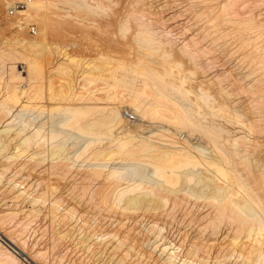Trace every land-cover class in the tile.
<instances>
[{
  "label": "bare ground",
  "instance_id": "6f19581e",
  "mask_svg": "<svg viewBox=\"0 0 264 264\" xmlns=\"http://www.w3.org/2000/svg\"><path fill=\"white\" fill-rule=\"evenodd\" d=\"M42 1L43 0H28V3H27L28 6L30 7V9L35 10V15L34 14H32V15L37 17V19L41 21V25H42V28H41L42 29V31H41L42 35H41L40 39L35 40V42H32V43L30 42V45H32V48L36 50V53H34L36 56L33 55L32 57H28V55L27 56L25 55V57L20 58L21 60H23L24 63H26V68L28 70L27 71L28 76L27 75H26V77L23 76L21 74V72L17 69V65H16L17 61L16 60H19V58L17 57L18 55L15 57V55L11 51H10L11 53L9 51H7V49H6V51H2V50L0 51V192H2V193H0V195L2 197H3V195H5V197L7 195L8 199L10 198L9 200H11V202H12V203L9 202L12 205L9 206L8 208H7L8 205H6L7 209L2 210L0 208L2 210V211H0V238L5 239L9 243L8 244L9 247H6L0 241V264H27L24 260H26L27 262L30 261L33 264H63V261H64L63 258H66V257H63V258L61 257L63 260H58V259L50 260L51 252H53V251L57 252L56 251L57 249L53 250V248H56L58 246L57 243L60 245V243L58 241H60L62 243V240H63L62 233L63 232H64V237H65V231H63L62 233H61V231H58L59 230L58 228L61 225V224L58 225V222L61 223V221H63V224H64V222L66 223L68 221L67 218H69L71 216H72V218L76 217V213H79V211H77V209H78L77 207H76L77 208L76 209L74 207V205L69 206L71 203L70 204L67 203L68 206H66V207H65V205H64V207L61 206L62 205L61 202L63 200L64 201L66 200L65 197H63V195L64 196L69 195L70 197L75 198V201H77V202H75V201H72V202H75L76 204L78 203V205H80L79 201L80 202L82 201L81 204H84L86 202L87 206L88 205L91 206L96 212L95 214L92 215L93 217L96 214H99L102 211L103 212L105 211L106 213L108 212V214H110L111 216H113L112 214H114V216H113L114 218L116 217V214L118 215V213H120V214L124 215L125 217H127L128 219H130V221H135V222H140V223H141V221H146V223H147V221L150 220L151 216L154 217V219H156L155 216L156 217L159 216V217H161V219L165 218L166 219V220L164 219L165 221H167L168 219L169 220L171 219L170 221H173V219L176 218V216H178L177 213H179L178 212L179 210H181L182 213L184 211H186V213L188 214L189 219L191 221V223H189L188 225L190 226L191 224L194 223L195 225L194 224L193 225L195 228L197 227V230L195 228H193V229H195L197 231V233L194 231L195 234H193L192 236H189V238L187 239V236H188L187 234H189V233L184 232L187 235V236L184 235V237H186L185 239L183 237V240H185V246L183 244L185 249H183L182 244L179 245L177 243H173L172 241H167V238L163 234V231L165 230V227H163L164 225L160 226L159 223L155 222L157 224L151 223V225H149L147 228V230H149L151 232V234L154 233L155 236L157 234L156 238H157L158 242L160 240H163V242L160 244H157L158 242L155 241L157 243H156V246H154V248L155 247L158 248V246H159L161 254H164L163 255L164 260H160L161 264H208L209 259L205 260V258L202 256H206L205 254H207L208 257H210L211 253L209 254L208 251H210L212 248H211V244L209 242V243H207V245H209L208 248L206 246V248L203 249L206 245L205 240H204L205 237L207 238L206 242L210 241L211 237L215 238V239H220L219 240L220 243L218 245L220 250L217 249L220 252L217 256L215 255L216 256L215 257L216 264H264V235H263L264 234V183L262 184L261 182H259L261 180H258V179L256 180L255 178H253V180L255 179L254 182L251 181L252 179L247 180V178H249V177H247V178L245 177L246 178L245 179L243 177V175L239 173L238 169L236 167H235L236 169L234 168V163H233V162L238 163L239 160L237 159L238 158L237 156L239 154H241V156H242L241 152L244 150L243 147H241L242 148V150H241L240 146H244V148L247 147L246 144H248L249 140H250L249 134H251L252 131H254V130L257 131V128L254 127V124L252 123L253 121L251 119H250V122L251 121L252 122L250 124H249V121L244 119V117H243L244 121L242 120V113L243 112L240 113L238 107H237L238 111H235L234 117L237 118V120H238L237 122H244L246 124V126L248 127V130H249V134L248 133L245 134L246 131L243 134H240L237 131H236L237 133H235V131H233L234 134H232L229 131V129H226V127H223L224 125L223 126L222 125H216V124H214V122H212V124H211L210 123L211 119H209L210 116L208 118V115H206V118H208L207 120H209V121H207L208 123H206V121H205L206 118L204 119V117H205L204 112L200 113V114H203L204 121L201 120L200 118H197L196 113H198V111L196 110L197 111L196 113H195V111H193L194 109H193V106L191 103L194 100L193 101L188 100L189 102H187V99H188L187 97L182 98L183 96H181V98H177L175 96V94L177 93L176 92L177 88L175 89L174 87H171V90H170L169 86H171V84H168V82L163 80L160 75H157L154 73L156 67L154 68V70L152 72H150V71L148 72L145 70V68L151 67L152 65L151 66L146 65V67H144V71L141 70L142 71L141 74L139 72H137L138 73L137 74L136 71H133L134 75L132 74L133 72L132 73L130 72L129 66H128V68L124 67V70L125 71L129 70V72L132 75H130V74L125 75V74H123V72H121L122 76H120L117 73L119 76L115 77L117 80V83H115V84L114 83L111 84L110 82L105 84L106 81H104L105 87L107 89V96L105 95V97H107V100H106V103H104V105L102 104V102H101L102 105L99 104L100 100H99V97L97 98L98 95H95L96 90L94 89V87L92 86L91 87L92 89L90 88V86L92 84H94L98 81L96 79L97 76L95 77L92 74L93 75V77H92L91 74H89V73L84 74V72L77 74V72H78L77 71L78 69H77L76 70L77 72L75 71L77 75L74 72V74L76 75V76L74 75L76 77L75 78V81H76L75 84L76 85L73 84L72 80H71L72 83H71V81L70 82L68 81V83L71 87V88L69 87V90L71 89L70 92L73 91V96L67 95L68 96L67 97L66 95H64L65 94L63 91L64 87L62 88V91H61V88L59 87L60 92H63L62 95H64V97L66 96V98H63L62 95L60 94L61 95L60 100L62 99L61 101H64L65 99H67L68 100V101L66 100L67 102L65 101V103L63 104V103L57 101L56 100L57 97L55 95V96H53L55 98V99L53 98V100H56L57 102H55L54 104H49L47 106V108H45L46 106L40 107L43 104L39 105L40 109L45 108L44 110L46 112V115L47 114L49 115V116L47 115L48 117H45L46 119L41 115V118L43 117L45 119L44 121L42 120V121H40V123L38 122L37 124H33V123H31L32 121L30 122V119L26 118L25 113L27 112V110H32L33 107H36V105L33 104L34 105L33 106L32 105L33 101H31V100L29 101L26 98H22L23 95L21 96V93L22 94L26 93L25 96L27 94L32 95L33 87H35V86L37 87V84H38L37 82H38L39 78L40 79L42 78L44 82H45L44 79L46 78L47 81H49V83L46 82L49 86V84L51 83L49 80L50 70L51 71L55 70V72L57 71L56 67L54 65L53 66L55 69L53 68V70L51 68L49 70L47 67L50 65L49 63H51L52 60H53V62H55V60H56L57 64H59L60 66H65V62H66V64L68 61L72 63V61L74 60V58H71V56L68 55V52L62 48H61V50H60V48L58 49L59 50L57 52L58 54L57 55L55 54L54 57L52 56L53 58L50 56V55L54 54V53L52 54L50 52L51 48L47 44V43H49L47 40L48 39L47 29H50V24H49L50 20H48L50 18L48 15L46 16L45 13L44 14L39 13L40 9H43L41 7L45 6V5H42L45 0L43 2ZM60 1H59V3H60ZM67 1H66V3H67ZM187 1H190V2H188L186 7H187V9H190V14L195 16L194 17L195 20L196 19L198 20L199 18L202 19L200 22H203V19L205 20L204 24L202 25L203 30H204V32H206L208 34H211V36L213 37L212 43L215 45V47L222 49V50L226 49L227 52L233 51L234 49L229 46L231 43L230 41H232V44L236 45V47H235L236 49H238V48H240L242 50L244 49V51H245L244 56L246 53L248 59L251 58L253 60V59H255V56H256V58L259 59V62L263 68L262 69L263 71H261V72L258 71V74L255 72L257 76L252 75V77L254 76L253 77L254 82L258 81L257 83H259V82L264 83V33H263L264 32V22L263 21L260 22L258 20L260 23L259 22L257 23V19H255L254 15H253L254 13H252V14L246 13V15L243 16L242 13L236 8L239 0H213V1L212 0H187ZM53 2H54V0H53ZM53 2H52V4H53ZM69 2H68V4H70ZM97 2H98V0H97ZM134 2H136V1H134ZM55 3L56 2H54V4ZM81 3L84 4L83 0L81 1ZM75 4H76V2H75ZM255 4L256 3H254V5ZM72 5L74 6V3ZM90 5L85 4V9L87 6L90 8ZM129 6H130V2H129ZM67 7H65V8H67ZM75 7H77V6H75ZM62 8H61V10H62ZM131 8H132V6H131ZM136 9H137V7H136ZM64 10H66V9H64ZM79 10H81V9H79ZM89 10H91V9H89ZM131 10H133V8ZM142 10H143V7H142ZM141 11L139 12V17H141L140 13H143ZM18 12L22 13L23 11L19 10ZM135 12L132 13V14H134L133 16H135V14H136L135 19H139V18H136V17H138V12L137 13H135ZM187 12H186V14H187ZM250 13H251V10H250ZM132 14H131V17H132ZM143 14H144V16H143L144 19H146L147 16L145 18V15L147 13L145 14V11H144ZM32 15L28 12L26 13V16H28L29 18H32L33 17ZM47 17H48V19H47ZM127 17H128V15H127ZM129 17H130V15H129ZM256 17H259V15ZM144 19L143 18H142V20L139 19L140 21H142V22H140L141 23V25H140L141 30L138 31L140 33L141 41L144 38V37H142L141 34H145V37H146L145 40L147 39L148 40L147 42H151V43H153V45L155 43V44H158L159 46H162L165 48H166V46H168L169 49H166L165 52L168 54L170 52V54H171L172 50H174L175 43L178 40V37L176 38V35H178V34H175L176 31L173 33L172 31L168 30V26L166 29L165 28L166 26H164V25H163L164 26V28H163L160 21H159L160 25H157V24L154 25L155 21L153 23H151V22L148 23L147 21L149 19L147 21L146 20L144 21ZM191 19H189V20H191ZM258 19H260V18H258ZM35 20H36V18H35ZM131 20H132V18H131ZM139 20H138V23H139ZM153 20H155V19H153ZM197 20H196V23L198 22ZM122 21L120 23H122ZM127 21H128V19H126V22ZM133 21H134L133 23L135 24L136 20H133ZM76 22L77 21H75V23ZM200 22H198V23H200ZM128 23H127V25H128ZM75 25H74V27H75ZM80 26H82V25H80ZM125 27H126V25H125ZM51 29H52V27H51ZM128 29H129V27H128ZM171 29H172V27H171ZM203 30L201 28L199 29V31L202 33H203ZM123 33H125L124 30H123ZM139 33H137V34H139ZM135 35H132V36H134L136 39L137 36H135ZM193 39L194 38H192L190 40L188 38L189 41H185V45H184L185 47H184L183 51L186 50V51L191 52V54L193 56V57H191L192 58L191 62L192 61L195 62L194 59H196V62L197 61L201 62L202 61L201 55L198 58V56H199L198 54H200V52L204 51V49H205L204 47H208V46H206L203 43V45L201 46L202 48H201L200 47L201 43H200V45L198 47L197 46V44H199V43H197L198 41L196 42V39L195 40H193ZM202 39H204V38H202ZM136 40H138V38ZM181 40H183V38ZM23 41H25V40H23ZM208 41H211V38ZM27 43H29V42L27 41ZM139 43H141V42H139ZM70 44L71 43H69V45ZM136 44H137V42H136ZM147 44H150V43H146L145 44L146 47H147ZM211 45L212 44L210 43V46ZM47 46L49 47V49ZM129 46H131V45H129ZM159 46H157V47H159ZM177 46H178V44H177ZM135 47H136V45H135ZM154 47L156 48V46H154ZM154 47H153V49H154ZM211 47H213V45ZM211 47L206 48L205 51L208 49L213 50L214 47L213 48H211ZM63 48H65V47H63ZM128 48H130V47H128ZM149 48L152 49L151 46ZM178 48H179V46H178ZM136 49H138V48H136ZM162 50H163V48H162ZM167 50H169V51L167 52ZM16 51H15V54L17 53ZM129 51H132V50H129ZM249 51H251L252 55L254 54L253 52H255L256 55L254 54L255 56L254 55L251 56V54L250 55L247 54V52L250 53ZM206 52H209V51H206ZM11 54H13V55L11 57H9ZM37 54H41V56H43V58L40 56L38 57ZM131 54H133V53H131ZM168 54H166V60L168 58ZM184 54L186 55V53H184ZM129 55L130 54H128L127 56L129 57ZM7 57H9V58L13 57V59L15 57L16 60L12 59L13 61L11 62L10 65H8L9 63L7 64L4 61L5 60L4 58H7ZM136 57H138V56H136ZM202 57H205V56L202 55ZM41 58L43 60H44V58L48 59L49 63L45 64V61L43 63V60ZM243 58H245V57H243ZM204 59H207V57ZM75 60H76V63H78V66L74 62ZM75 60L73 61L75 64L74 63L73 64H74V66H77V68L79 66L81 67V66L85 65L86 63L88 64V65H86L88 67L92 64L91 62L89 63L90 59L87 60L86 63H85V60L84 61L80 60L81 62L78 61L77 59H75ZM10 61H11V59H10ZM82 61L84 62V64ZM118 61H120V60H118ZM122 61H123V59H122ZM210 61H211V59H210ZM165 62L164 63L162 62V63L165 64ZM167 62H168V60H167ZM176 62H174V63H176ZM194 62H192V63H194ZM198 62H197V64H198ZM207 63H208V65H210L209 67H211L212 63H210L209 61H207ZM73 64H72V66H73ZM118 64L121 65V62L120 63L118 62ZM206 64H204L205 67L207 66ZM122 65H123V62H122ZM130 65L132 66V64H130ZM58 66H57V68H59ZM66 66H68V65H66ZM88 67H86V68H88ZM140 67L138 70H140ZM83 68H84V66H83ZM239 68H238V71H239ZM241 68L244 69V67H242V66H241ZM241 68H240V70H241ZM72 69H74V68H72ZM117 69H119V68H117ZM148 69H150V68H148ZM252 69H253V71H252ZM252 69L249 70V72L252 71L254 73L256 68L254 69V67H252ZM67 70H68V68H67ZM81 70H82V68H81ZM132 70L133 69L131 68V71ZM206 70L209 71L211 69L206 68L204 71H206ZM58 71H57V73H58ZM63 71H64V69H63ZM90 72L94 73V71H90ZM246 72H248V71L246 70ZM53 73L54 72H51V75H53ZM60 73H59V75H60ZM119 73H120V70H119ZM206 73L207 72H205L204 75H206L208 77L210 72L208 74H206ZM213 73H214V71H213ZM213 73L212 74L210 73V75L213 76ZM217 73H218V71H217ZM242 73L245 74V70L242 71ZM70 74H72V73H70ZM70 74H69V76H70ZM127 74H128V72H127ZM215 74H216V72H215ZM250 74H252V73H250ZM250 74L246 73V75L248 77H246V76H244V77H246L248 79ZM66 75L68 76V74H66ZM218 75H220V74L218 73ZM224 75H227V74L224 73L222 77L220 75V78H218L217 76L216 77L218 79H220V81L222 82V79L224 80ZM242 75L240 74V76H242ZM139 76H140L139 80L141 79V81L142 80L144 81L143 87L141 89L137 88V85H139V84H135V80H136L135 78L139 77ZM159 76H160V78H159ZM237 76H239V75H237ZM61 77H63V76H61ZM72 77H69V80ZM142 77H143V79H142ZM209 77H211V76H209ZM216 77H215V80H218V79H216ZM66 78L67 77L65 76L64 79L67 82L68 79L66 80ZM242 78H243V76H242ZM64 79H63V82H64ZM206 79L209 80V78H206ZM238 79L240 80V78H238ZM247 79L245 80V78H244L245 82L248 83L249 81H247ZM250 79H252V78H250ZM250 79H248V80H250ZM95 80H97V81L95 82ZM212 80L214 81V78ZM99 81H100V79H99ZM172 81H174V80H172ZM220 81L218 80V82H220ZM253 81H251V83ZM61 82H62V80H61ZM61 82L59 81L60 84H61ZM141 84H142V82H141ZM174 84L175 83L173 82V85ZM25 85H28V87L23 88V86H25ZM132 85H135L136 87L134 88V86H133V88L132 87L129 88V86H132ZM36 87H35V89L37 92L38 87L37 88ZM40 87H42L41 89H44L43 87H45V86L41 85ZM50 87H53V86L51 85ZM55 87H56V85L54 86V90H55ZM173 88L175 89L174 93H173V90H174ZM46 89H47V86H46ZM52 89L50 90V92H52V94H53ZM57 89H58V85H57ZM78 89H80V90H78ZM81 89H82V91H83V89H85L86 91L84 90V92H81ZM29 90H31L32 92ZM38 90H40V89H38ZM56 90H55V92H56ZM204 92H205V90H204ZM204 92H203L204 95L201 92V94L204 96V98L202 97L201 99L203 100V102H205L207 104L206 105L204 103L206 105V107L210 108L211 111L208 110L209 108L206 111H207V114H209V112H211V114L213 116V118H212L213 120H214V117H216L215 115H213L214 113L215 114L218 113L222 116L223 115L227 116V114L228 115L233 114V113H231V112H233L231 110H233L235 107L233 109L231 107V110H230L229 104L228 105L224 104V101L221 103H216L215 101L209 102L213 98H211V99L205 98L208 95V93L207 92L204 93ZM35 93L33 95H35ZM45 93H46V91H45ZM48 93H49V91H48ZM181 93L179 91L178 95L179 94L181 95ZM49 94H48V96H49ZM66 94H68V93H66ZM184 94H185V92H184ZM184 94L182 93V95H184ZM39 95H41L40 92H39ZM43 95H44V93H43ZM43 95H41V96H43ZM57 95H58V93H57ZM94 95L96 98L94 97ZM40 97L38 96V98H40ZM51 98H52V95L50 96V100H51ZM42 99L44 100V98H42ZM93 99H97L99 101V103H96L97 100H96V102H94ZM220 99H222V98H220ZM226 101L227 100H225V102ZM251 101H252V103L254 102L253 104L255 105L254 109H252V111H254V110L258 111L259 114L261 113V115L262 114L264 115V106L262 105L264 103V98H255V99L252 98ZM46 103H48V102H46ZM124 103H126L125 104L126 107L123 105ZM236 103L238 104L239 102L237 101ZM237 104H236V106H237ZM253 104H252V106H253ZM128 106L131 109L129 111L131 112L132 115H129L130 112H128V115H126V113H125L126 110L128 111V109H127ZM229 110H230V112H229ZM38 111L39 110H37V112ZM42 111L43 110L41 109L40 114H44V112L42 113ZM57 111L60 112V114L62 113L63 115L59 116ZM55 112H57V116H59V120H57V122H55L56 119L53 120L54 118H53L52 114L54 113V115H55ZM244 114H245V111H244ZM244 114H243V116H244ZM57 116L55 115V117H57ZM38 117H40V116H38ZM60 117H61V119H60ZM198 117H199V113H198ZM200 117H202V116L200 115ZM35 118H36V116H35ZM230 118H231V116H230ZM157 119H160V120L162 119L161 124H163L164 121H166L165 122L166 124H167V122L174 123L175 127H180L182 125L183 129H184V126L185 127L187 126L186 127L187 130L190 129V131H193V133H191V135L194 134V131L197 129L202 130V133L205 134L204 136H207V138L210 140V143L212 144V146L214 148V152L216 151L219 155L215 154V153L214 154L212 153L213 155L211 153L209 154V150H206L204 146L202 147V145H200V146L194 145L192 142H190L191 140L188 141L189 139H187V137H186L187 140L185 139V141H183V139L181 140V138L179 139L181 141L175 140V137H173L171 135L170 136L173 137L174 139L171 137L166 138V136L168 135L167 133H168L169 129L167 127H163V126L159 125V123H158L159 121H157ZM221 119H222V117H221ZM259 119H257V120H259ZM31 120H32V118H31ZM225 120H224V122H225ZM228 120H230V119H228ZM262 120H263V118H262ZM152 122H153V124L149 125L151 127H155L156 124H158L157 125L158 127L156 126V128H154L155 130L153 128H152V130H150L148 127V131H151V133H149L147 135L139 133L140 129L144 130V128L148 126L147 124L148 123L150 124ZM154 122H157V123H154ZM215 122H218V121L215 120ZM246 122H248V123H246ZM260 122H261V119H260ZM145 123H147V124H145ZM172 123H169V124H171V126H173ZM244 123H243V125H245ZM255 123H256V121H255ZM257 123H259V122L257 121ZM169 124H168V127H169ZM152 125H154V126H152ZM97 126H98V130L96 129ZM99 126L101 128H99ZM239 126H241V125H239ZM260 127H262V126H260ZM260 127L258 126L259 130L262 129ZM245 128L246 127H244V129ZM253 128H254V130H253ZM177 130H178V128H177ZM66 131H67V138L69 137L68 133H71V131H73L72 134H75V133L76 134H82V136L80 135L82 138H83V133L86 134L87 137H89V135H90L89 139H87L85 137V140L86 139L87 140L84 141V143H81V141L83 142V140H81V141L79 140V144H82V145H79V147H78L79 149L77 151H76L77 148L75 150H73V151H75V155H73V152L71 153V151H69L71 149H69V150L67 149L68 153L70 152L71 155H73V156L66 154L67 152L66 153L63 152V151H65L64 149L62 150V148L65 147L64 145L65 144L67 145L66 142L69 141V140H67V138H65L66 141H64L62 138L64 135V132H66ZM171 131H174V130H171ZM169 132H170V130H169ZM240 132H241V130H240ZM170 133L174 134V136H175V132H170ZM186 133L189 134V132H186ZM72 134L71 135L69 134L70 137L71 136L74 137V135H72ZM65 135H64V137H65ZM200 136H202V134H200ZM204 136H202V137L204 138ZM71 138H70V141H72ZM62 140L64 143L62 142ZM205 140H206V137H205ZM60 141L64 145H61ZM73 141H76V139L75 140L73 139ZM77 141H78V139H77ZM186 141H188V143ZM179 142H181L183 144L185 143V145L179 144ZM227 142H229V144H230V146L228 145L229 147L226 146ZM74 144L77 145L78 143H73V144H71V146L69 144V146L72 148V145L75 146ZM241 144H244V145H241ZM224 145L226 147H224ZM208 147L210 148V146H208ZM248 147H249V145H248ZM233 154L235 157L233 156ZM247 155L246 156L244 155V157L246 158ZM18 157H21L24 159L22 160L19 158V161L16 162ZM111 159L115 160V162L117 159L118 162H116L115 165L109 164ZM20 160H22V161L20 162ZM115 162H113V164ZM239 162L241 163L242 161L240 160ZM243 162H244V160H243ZM117 163H118V165H117ZM246 163H247V161H246ZM28 164H30L32 166H30V165L26 166ZM248 165H249V163L247 164V166ZM25 166L28 168L31 167V169H35V171L37 170L39 182L36 179L35 180L37 181L36 185L38 187H35L36 186L35 185L33 188L32 187L33 184L31 185V183L28 184V187H27V183L23 182V181H26V179L23 181H20L18 179V177L23 173V170H24L23 167H25ZM235 166H237V164ZM148 167H150L151 169L147 173L146 170ZM243 167L244 166H241V168H243ZM249 169L251 170L250 167H249ZM249 169H246V171H245V172H247L246 175L249 173L253 175V172L251 173ZM148 170H149V168H148ZM240 170H244V169H240ZM248 170H249V173H248ZM29 172H30V170H29ZM30 173H28V176L30 175ZM23 175H25V174H23ZM19 178H23V177H19ZM24 178H27V177H24ZM59 178L60 179L63 178V180L66 179L67 182H65V183L62 182V183H64L63 187L65 186V188L67 187L69 190H67L68 191L67 192L64 189H62V190H64V192L63 191L62 192L63 193L66 192V193H68V195L63 194L61 192V189L59 190V188H62V187H60L58 184L55 185L56 184L55 180L56 179L59 180ZM27 179H29V178H27ZM260 179H261V177H260ZM262 181L264 182V178H262ZM23 184H24V186H23ZM34 184H35V182H34ZM29 185H31V186H29ZM69 191H71V192H69ZM59 192H61L63 195L62 194L60 195ZM60 196H62L63 200H61ZM7 197H6V201H7ZM73 198H71V199H73ZM67 201H68V199H67ZM69 201H71V200H69ZM24 202L30 203L31 207L26 209L25 205H23ZM157 202L160 205H157L156 204ZM76 204H75V206H76ZM3 205H5V204L3 203ZM81 206L82 205H80V207ZM83 207H84V205H83ZM87 208H86V210H87ZM92 208H90V211ZM93 209H92V211H93ZM182 209H183V211H182ZM88 211H89V209H88ZM83 212H82V214H83ZM181 212H180V214H181ZM124 216L119 215V218L124 217ZM103 217H104V219H105V217L109 218V216H106V215H104ZM39 218H42V221H45V223L43 222V224L45 226L43 224H41L42 221L40 222V224L42 225L41 227H42L43 231L40 230L41 229L40 225H39V228H40L39 231H42L43 235H44V232H45V234L47 233V235H49L47 238V240L49 239V242H47L48 243L47 245H49V243H50V245H49V247L46 245L47 249H45V250H44L45 244L42 246L43 248H41V244H43V243L40 244V246H39L40 248L38 246H37L38 248L36 247V244L37 243L39 244L40 239L42 237L45 238V235L43 236L42 233L40 232L42 236L40 235L41 236V238H40V236L37 235V238H39V239H37L36 237L34 238V236H33V235H35L33 233L36 232V231H34L36 229H34L32 231L33 232L32 234L28 233V232H31V230L34 228L33 227L34 222H37L35 225L38 226L37 224L39 222L38 221ZM94 218H96V217H94ZM183 218H185V216ZM84 219H85V217H84ZM120 219L122 220V222L121 221H117V222L115 221V222L116 223L121 222L123 224L122 227H123L126 235L122 234L120 236L119 231H118V233H117V231H115L116 232L115 237H117L118 235L120 237V239L118 238L119 239L118 242H116L117 240L115 241V239L112 238L113 234L108 238V240H110V239L114 240L113 242H112V240L107 241L106 238L104 239V236H106V235L103 232H102L103 238L99 237L102 235V233L97 235V233H99V232L96 230L95 231L97 233L92 232L94 234H92L91 232L83 233L84 231L82 230L83 232L82 231L81 232H82V234H84L83 236L81 234L82 237H79L80 234L77 233L79 235L78 237L80 238L79 244L82 243V242H80L81 240L83 242H86V244L82 243L83 245L82 246L80 245V246L82 248L83 247L88 248V250L90 251V252L89 251L88 252L91 253V254H89V257H90V255L93 254L94 256L97 255V258H98L99 257L98 254L99 253L101 254V252L104 250V248L106 249V247H108V246L111 247V244L114 245L115 242L117 244L115 243L114 247L113 246H112L113 248L111 247V249H114V251H115V248H118V247L120 250V248H122V246L124 247L125 244L126 245L130 244L129 246L132 247L131 243H128V242L125 243V241L130 240V238L132 236V231H133V230L131 231V229H134L133 228L134 223L132 225L128 224L130 226H128V227L126 226L127 227L126 228L124 226V224H125L124 222H126L128 220L122 219V218H120ZM154 219H152V221ZM110 220L112 221L113 218L112 219L110 218L109 221ZM115 220H117V219H115ZM123 220H125V221H123ZM164 220H160V223H161V221H164ZM174 221H176V220H174ZM178 221H180V220H177L176 222L178 223ZM184 221H187V219L186 220L184 219ZM98 222H100V220ZM112 222L114 223V220ZM68 223H71V221L70 222L68 221ZM68 223H66V224H68ZM148 223H149V221H148ZM170 223L171 222H169L168 224L170 225ZM180 223L178 225H180ZM94 224H93V226L95 227V226H98L100 223L98 225H96V224L94 225ZM137 224H139V223H135L134 227H136ZM163 224H165V223H163ZM172 224H174V223L172 222ZM69 225L71 226V224H69ZM105 225H104V227H105ZM118 225H119V229H120L121 224L118 223ZM142 225L144 226V224H142ZM56 226H58V227H56ZM131 226H132V228H130ZM165 226H166V224H165ZM31 227H33V228L31 229ZM72 227H73V225L71 226V229H72ZM98 227H97V229H98ZM29 228L31 230L27 231ZM125 228L127 230L128 229H130V230L126 231ZM62 229H64V227ZM86 229H87V226H86ZM100 229L101 228H99V230ZM102 229H103V227H102ZM186 229H188V228L186 227ZM110 230H112V229H110ZM120 231H121V229H120ZM135 231H137V230H135ZM124 232H122V233H124ZM71 233H72V231H71ZM26 234L32 235V237L35 239L34 241H36V239L38 240V242H33L31 240L35 246L34 245L32 246V242L30 244V242H29L30 239L28 240V238H27L29 235L26 236ZM38 234H39V232H38ZM109 234H111V233H108V235ZM136 234L139 237V234L138 233H136ZM190 234H192V233H190ZM140 235H142V234H140ZM143 236H146V235H143ZM163 236L166 238V240L163 239ZM32 237L30 236L29 238H32ZM138 237L137 238L133 237V239L134 238L138 239ZM209 237H210V239H209ZM146 238H148V237H146ZM69 239H70V237H69ZM150 239H148V241ZM215 239H213V240H215ZM142 240H144V238ZM183 240H182V243H184ZM77 241H78V239H77ZM132 241H134V240H132ZM213 242H216V241H212L211 243H213ZM141 243H143V242L141 241ZM67 244H66V246H67ZM122 244H124V245H122ZM135 244H133V246ZM126 245H125V249H126ZM151 245H152V243H151ZM135 246H137V245H135ZM212 246L215 247L214 245H212ZM70 247H71V249H74V248H72V246H70ZM77 247H79V245ZM77 247H75V248H77ZM131 247H129V249ZM85 248L83 249V251H85ZM90 249H92V250H90ZM206 249H207V251L205 252V254L201 256L200 251H202L201 254H203V250L205 251ZM66 251H64L65 255H67ZM106 251H108V250H106ZM114 251L111 250L110 252H114ZM213 251H214V249H212V252ZM86 252H87V249H86ZM121 252H123V251H121ZM130 252H131V250H130ZM75 253L78 254V250ZM19 254L24 257L23 258L24 260L18 256ZM126 254L127 253H125V255ZM129 254H128V256H129ZM71 255L72 254H70V257H71ZM93 255H92V257H93ZM104 255H105V253H104ZM107 255L108 254H106V256ZM115 256H117V254L114 255V257ZM53 257H55V256H53ZM126 257H127V255H126ZM232 257L239 259L240 260V261L238 260L239 263H233V262L227 263V260L229 262V260H231ZM74 258H76V257H74ZM95 258H96V256H95ZM97 258H96V260H91V259L90 260H75V259L72 260L71 259L72 263L70 260L69 261H70V264H104L105 260H101L102 261V263H101L99 260H98L99 262H97ZM117 258H118V256H117ZM78 259H79V256H78ZM85 259H86V257H85ZM87 259H88V257H87ZM69 261H66V262L69 263ZM128 261H130L129 258H128ZM120 262H123V261H119V262H116L113 264H120ZM142 262H143V260H142ZM135 263H136V261H135ZM105 264H108V263H105ZM213 264H214V262H213Z\"/></svg>",
  "mask_w": 264,
  "mask_h": 264
},
{
  "label": "rangeland",
  "instance_id": "374dc122",
  "mask_svg": "<svg viewBox=\"0 0 264 264\" xmlns=\"http://www.w3.org/2000/svg\"><path fill=\"white\" fill-rule=\"evenodd\" d=\"M44 1V0H43ZM42 1V2H43ZM58 1V2H57ZM59 1L60 0H54V2H56L55 4H54V2H53V0H45L44 2H43V4L42 5H45V6H42L41 8H43V9H40V11H39V13L40 14H44L45 13V15L47 16H49V18L50 19H48V17H47V19L48 20H50L49 21V24H50V29H47V33H48V35H47V37H48V42L49 43H47L48 45H49V47L51 48V50H50V52L53 54V55H50L51 57L53 56H55V54L57 55L58 53V49L60 48V50H61V48L62 49H65L67 52H68V55H70L71 56V58H74V60L75 59H77L78 61H80V60H85V63L87 62V60H89L90 59V61H89V63L91 62L92 64L88 67V66H86V65H88L87 63L85 64V65H83L84 66V68H83V66H79L78 68H77V66H78V63H76V60L74 61L75 63H76V65L77 66H74V62L72 61V63L71 62H67V64H66V62H65V66L66 65H68V66H60L59 64H57V62H56V60H55V62H53V60H52V62L51 63H49V61H48V59H45L44 58V60L42 59L43 58V56H41V54H37V56L39 57H42L41 59L43 60V63H44V61H45V64L47 63H49L50 65L49 66H47L48 67V69L50 70V68L53 70V68H54V66L56 67V70L58 71L59 69V71H58V73H57V71L55 72V70L54 71H51L50 70V72H49V80H50V84H49V86H48V84L47 83H49V81H47V79L45 78L44 80H45V82L43 81V79L41 78H39V80H38V84H37V92L39 91L40 92V94L41 95H43V93H44V95L46 96H41V95H39V92L37 93L36 92V89H35V87H33V93H32V95L31 94H27L26 96H25V94L23 93H21V96H22V98H26V99H28L29 101L31 100V101H33V103H32V105L34 104V105H36V107H33V109L32 110H27V112L25 113V116H26V118H28V119H30V122L31 123H33V124H37L38 122L40 123V121H44L46 118L45 117H48L47 115H46V112H45V108H47V106L49 105V104H54L55 102H57V101H59V102H61V103H65V101L67 100V99H65L64 101H61L60 100V98H61V95L63 94V92H60V89H59V87L61 88V91H62V88H63V91H64V95H72L73 96V91L72 92H70L71 91V89L69 90V87H70V85H69V83H68V81L70 82L71 80L73 81V84L74 85H76L75 83H76V81H75V76L78 74V73H83L84 72V74L85 73H89V74H93L95 77L97 76V80H95V82L96 83H94V84H92L91 86H90V88L93 86L94 87V89L96 90L95 91V95H98L97 96V98L99 97V100H100V103H99V101L97 100V99H93V101L94 102H96V100H97V102L96 103H99V104H101V102H102V104L104 105V103H106V100H107V97H105V95L107 96V89H106V87H105V84H107L108 82H110L111 84L112 83H117V80H116V78L115 77H118L119 75L120 76H122V74H121V72H123V74H125V75H134V72L133 71H136V73L137 72H139L140 74H141V72L142 71H144V67H146V65L147 66H151V67H146L145 68V70L146 71H150V72H152L153 70H154V68H155V74H157V75H160L161 77H162V79L163 80H165L166 82H168V84H171V86H169V89L171 90V87H174L175 89L177 88V90H176V94H175V96L177 97V98H181V96H183L182 98H188L187 99V102H189L190 100L191 101H193V102H191L192 103V106H193V111H195V113L198 111V113H199V117H198V113H196V117L197 118H200L201 120H203L204 121V119L206 118V115H208V118H209V116H210V118L209 119H211V124H212V122H214V124H216V125H224L223 127H226V129H229V131L232 133V134H234L233 133V131H235V133H240V134H243V133H245V131H246V133L245 134H249V130H248V127L246 126V124L244 123V122H237L238 120H237V118H235L234 117V113H235V111H238V109H239V112L240 113H242V120L244 121V119L245 120H247V121H249V124L252 122L253 124H254V127H256L257 128V131L256 130H254V128H253V130L254 131H252V133L251 134H249L250 136H249V143L248 144H246V148H244V146H240V149L242 150V148L241 147H243V151L241 152L242 153V156H241V154H239L236 158L240 161H242L241 163L238 161V163H235V162H233L232 160V162L234 163V168L236 167L237 169H238V171H239V173L240 174H242L243 175V177L245 178H247V177H249V178H247V180H251V181H253L254 182V180L256 179H258V180H261V181H259V182H261L262 184L264 183L263 181H262V178H264V115L262 114L261 115V113L259 114V112L258 111H252V109H254V102L252 103V98H264V83L262 84L261 82H259V83H257L256 81L254 82L253 81V77L256 75V73L258 74V71L259 72H261V71H263L262 69V66H261V64H260V62H259V59L258 58H256V54H255V52H253L254 54V56H255V59H251V58H249L248 59V57H247V55H246V53H245V56H244V49L242 50V49H240V48H238V49H236L235 47H236V45H233L232 44V41H230L229 43H230V47L231 48H233L234 50L233 51H228L227 52V50L226 49H224V50H222V49H219V48H217V47H215V45L212 43V36H211V34H208V33H206V32H204V30H203V27H202V25L204 24V22H205V20L203 19V22H200L202 19L201 18H199L197 21L198 22H200V23H196V20H195V16H193L192 14H190V9H187V7H186V5L188 4V2H190V1H185V0H98V2H97V0H83V2H84V4H82L81 3V1L82 0H61L60 1V3H59ZM63 1V2H62ZM66 1H67V3H66ZM70 1V2H69ZM76 2V4H75V2ZM133 1V2H132ZM134 1H136V2H134ZM213 1V0H212ZM245 1V2H244ZM52 2H53V4H52ZM65 2V3H64ZM68 2L70 3V4H68ZM89 2V3H88ZM129 2H130V6H129ZM182 2V3H181ZM185 4H184V3ZM244 2V3H243ZM248 2V3H247ZM22 3H25V6L24 7H20V8H18L14 13H11V10L13 9H16L15 7L18 5V4H22ZM28 0H0V51L2 50V51H6V49H7V51H11L14 55H15V57L17 56L18 58H19V60H16L15 59V57H14V59L17 61V63H16V65H17V69L21 72V74L23 75V76H25L26 77V75H27V68H26V63H24L23 62V60H21L20 58L21 57H25V55L27 56L28 55V57H32L33 55H35L34 53H36V50L35 49H33L32 48V45H30V42L32 43V42H35V40H38V39H40V37H41V35H42V25H41V21L40 20H38L37 19V17H35L34 15H35V10L34 9H30V7L28 6ZM64 3V4H63ZM74 3V6L72 5ZM247 3V4H246ZM250 3V4H249ZM254 3H256L255 5H254ZM83 6H82V5ZM85 4H88V5H90V8L88 7H86V9H85ZM132 4V5H131ZM69 5V6H68ZM73 7H72V6ZM136 5V6H135ZM247 5V6H246ZM253 5V6H252ZM68 6V7H67ZM75 6H77V7H75ZM131 6H132V8H133V10H131L132 8H131ZM245 8H244V7ZM64 9H66V10H64ZM65 7H67V8H65ZM72 7V8H71ZM130 9H129V8ZM135 7V8H134ZM136 7H137V9H136ZM142 7H143V10H142ZM244 9H243V8ZM61 8H62V10H61ZM74 8V9H73ZM183 8V9H182ZM236 8L242 13V15L244 16V15H246V13L247 14H252V13H254L253 15H254V18L255 19H257V23L260 21V22H264V0H239L238 1V4H237V6H236ZM242 8V9H241ZM253 8V9H252ZM70 9V10H69ZM78 9V10H77ZM79 9H81V10H79ZM85 9V10H84ZM89 9H91V10H89ZM142 11H141V10ZM178 9V10H177ZM187 9V10H186ZM251 10V13H250V10ZM19 10H22L23 12L21 13V12H18ZM130 10V11H129ZM141 12H143L144 13V11H145V18H146V16H147V18L146 19H144V14L143 13H140V16L144 19V21L146 20H148L147 22L148 23H153L154 21V25L155 24H157V25H160V23H161V25L163 26H166L165 28L167 29V26H168V30H170V31H172L173 33L175 32V34H178V35H176V38L178 37V40H177V42L175 43V47H174V50H172V52H171V54H170V52H169V54L168 53H166L165 51H166V49H169L168 48V46H166V48L165 47H162V46H159L158 44H155L154 43V45H153V43H151V42H147L148 40L146 39L145 40V34H141L142 35V37H144L143 38V40L141 41V38H140V33L138 32L139 30H141L140 28V25H141V23L140 22H142V21H140V20H142V18L141 17H139V12L140 11ZM246 10V11H245ZM31 11V12H30ZM67 11V12H66ZM132 11V12H131ZM136 11V12H135ZM188 11V12H187ZM253 11V12H252ZM30 13L31 15L32 14H34V15H32L33 17L32 18H29L28 16H26V13ZM123 12V13H122ZM137 13L138 12V17H136V18H139V19H135V16H136V14H135V16H133L134 14H132V13ZM186 12H187V14H186ZM131 14H132V17H131ZM142 14V15H141ZM127 15H128V17H127ZM129 15H130V17L132 18V20H131V18L129 17ZM187 15V16H186ZM192 15V16H191ZM259 15V17H256V16H258ZM125 16V17H124ZM163 16V17H162ZM134 17V18H133ZM193 19H191V18ZM197 17V16H196ZM29 18V19H28ZM35 18H36V20H35ZM39 18V17H38ZM81 18V19H80ZM119 18V19H118ZM125 18V19H124ZM258 18H260V19H258ZM126 19H128V21L126 22ZM153 19H155V20H153ZM165 19V20H164ZM189 19H191V20H189ZM262 19V20H261ZM79 20V21H78ZM82 20V21H81ZM85 20V21H84ZM123 20V21H122ZM133 20H136L135 21V24L133 23L134 21ZM138 20H139V23H138ZM153 20V21H152ZM259 20V21H258ZM75 21H77L76 23H75ZM122 21V23H120ZM159 21H160V23H159ZM164 21V22H163ZM129 22V23H128ZM131 22V23H130ZM259 22V23H260ZM74 23V24H73ZM81 23V24H80ZM120 23V24H119ZM127 23H128V25H127ZM133 23V24H132ZM159 23V24H158ZM76 24V25H75ZM82 25V26H80V25ZM138 24V25H137ZM196 24V25H195ZM74 25H75V27H74ZM78 25V26H77ZM125 25H126V27H125ZM135 25V26H134ZM194 25V26H193ZM31 26H35V28H36V30H37V32L34 34L33 32H31L30 31V27ZM87 26V27H86ZM139 26V27H138ZM164 26H163V28H164ZM51 27H52V29H51ZM124 30V32L125 33H123V30L121 29V28ZM128 27H129V29H128ZM171 27H172V29H171ZM195 27V28H194ZM75 28V29H74ZM127 28V29H126ZM133 28V29H132ZM201 28L202 30H203V33L205 34H203L202 32H200L199 31V29ZM73 30V31H72ZM126 30V31H125ZM133 31V32H132ZM135 31V32H134ZM137 31V32H136ZM73 32V33H72ZM137 33H139V34H137ZM264 33V32H263ZM136 34V35H135ZM180 34V35H179ZM203 34V35H202ZM74 35V36H73ZM132 35H135V36H137L136 37V39L138 38V40H136L135 39V37L134 36H132ZM69 36V37H68ZM73 36V37H72ZM139 36V37H138ZM207 36V37H206ZM211 36V37H210ZM209 37V38H208ZM183 38V40H181ZM188 38L191 40L192 38H194L193 40H195L196 39V42L197 43H199V44H197V46L199 47V45H200V43H201V45H200V47L203 45V43L206 45V46H208L209 48L213 45V47H211V48H213V50L212 49H208V50H206V51H209V52H206L205 51V49L206 48H208V47H204L203 49H204V51L203 52H200V54H198L199 56H198V58L200 57V55H201V59H202V61L201 62H198V64H197V62H196V59H194L195 60V62L194 61H192V62H194V63H192L191 62V60H192V58L191 57H193L192 56V54H191V52L190 51H186V50H184L183 51V49H184V45H185V41H189L188 40ZM202 38H204V39H202ZM210 38H211V41H208V40H210ZM130 39V40H129ZM234 39V38H233ZM23 40H25V41H23ZM182 42H181V41ZM27 41L29 42V43H27ZM131 41V42H130ZM133 41V42H132ZM235 41V40H234ZM136 42H137V44H136ZM139 42H141V43H139ZM143 42V43H142ZM182 44H180V43ZM184 42V43H183ZM209 42V43H208ZM24 43V44H23ZM27 45H26V44ZM69 43H71L70 45H69ZM74 43V44H73ZM76 43V44H75ZM127 43V44H126ZM146 43H150V44H147V47H146ZM191 43V42H190ZM210 43L212 44L211 46H210ZM46 44V45H47ZM140 46H139V45ZM177 44H178V46H179V48H178V46H177ZM192 44V43H191ZM235 44V43H234ZM69 45V46H68ZM129 45H131V46H129ZM135 45H136V47H135ZM153 45V46H152ZM182 47H181V46ZM52 46V47H51ZM73 46V47H72ZM127 46V47H126ZM151 46L152 47V49L151 48H149V47ZM154 46H156V48L154 47ZM157 46H159V47H157ZM48 47V46H47ZM49 47H48V49H49ZM54 47V48H53ZM63 47H65V48H63ZM128 47H130V48H128ZM153 47H154V49H153ZM229 47V48H230ZM136 48H138V49H136ZM161 48V49H160ZM162 48H163V50H162ZM202 48V47H201ZM134 49V50H133ZM236 49V50H235ZM17 52L16 54H15V51ZM56 50V51H55ZM129 50H132V51H129ZM226 50V51H225ZM238 50V51H237ZM135 51V52H134ZM164 51V52H163ZM169 50H167V52H168ZM243 51V52H242ZM10 52V53H11ZM205 52V53H204ZM227 52V53H226ZM250 53H248L247 52V54H251V51H249ZM131 53H133V54H131ZM168 54V58H167V60H168V62H167V60H166V54ZM184 53H186V55L184 54ZM13 54H11L9 57H11ZM128 54H130L129 55V57L127 56ZM139 54V55H138ZM24 55V56H23ZM76 55V56H75ZM189 55V56H188ZM202 55L203 56H205V57H202ZM248 55V56H249ZM252 54H251V56H253ZM36 56V55H35ZM136 56H138V57H136ZM9 57H7V58H4L5 60V63H9L8 65H10L11 64V62L14 60L13 59V57L12 58H9ZM52 57V58H53ZM79 59H78V58ZM83 57V58H82ZM207 57V59H204V58H206ZM243 57H245V58H243ZM250 57V56H249ZM17 58V59H18ZM144 58V59H143ZM211 59V61H210V59ZM10 59H11V61H10ZM13 59V60H12ZM93 59V60H92ZM122 59H123V61H122ZM125 59V60H124ZM165 59V60H164ZM174 59V60H173ZM245 59V60H244ZM92 60V61H91ZM118 60H120V61H118ZM200 60V59H199ZM204 60V61H203ZM244 60V61H243ZM249 60V61H248ZM19 61V62H18ZM47 61V62H46ZM82 61V62H83ZM130 63H129V62ZM166 61V62H165ZM171 61V62H170ZM177 61V62H176ZM207 61H209L210 63H212V65H211V67H209L210 65H208V63H207ZM81 62V61H80ZM94 62V63H93ZM118 62L120 63L121 62V65L120 64H118ZM122 62H123V65H122ZM128 62V63H127ZM138 62V63H137ZM140 62V63H139ZM143 62V63H142ZM165 62V64H163V63ZM174 62H176V63H174ZM71 65H70V64ZM74 63V64H73ZM207 63V64H206ZM214 63V64H213ZM72 64H73V66H72ZM83 64H84V62H83ZM130 64H132V66L130 65ZM136 64V65H135ZM138 64V65H137ZM149 64V65H148ZM204 64H206L207 66L205 67L204 66ZM52 65V66H51ZM54 65V66H53ZM59 65V66H58ZM64 65V64H63ZM93 65V66H92ZM97 67H95V66ZM125 65V66H124ZM197 65V66H196ZM203 65V66H202ZM57 66L59 67V68H57ZM128 66H129V68H130V72L132 73H130L129 72V70L128 71H125L124 70V67H127L128 68ZM135 66V67H134ZM142 68H141V67ZM214 66V67H213ZM241 66L242 67H244V69L243 68H241ZM74 68V69H72V68ZM86 67H88V68H86ZM91 67V68H90ZM137 67V68H136ZM139 67H140V70H138L139 69ZM202 67V68H201ZM213 67V68H212ZM241 68V70H240V68ZM252 67H254V69H255V71H254V73L252 72L253 71V69H252ZM67 68H68V70H67ZM71 68V69H70ZM81 68H82V70H81ZM91 70H90V69ZM117 68H119V69H117ZM131 68L133 69L132 71H131ZM136 68V69H135ZM148 68H150V69H148ZM153 68V69H152ZM206 68H209V69H211V70H209V71H204ZM238 68H239V71H238ZM55 69V68H54ZM63 69H64V71H63ZM78 69V70H77ZM218 69V70H217ZM252 69V71H250L249 72V70H251ZM67 70V71H66ZM72 72H71V71ZM78 72H77V71ZM85 70V71H84ZM119 70H120V73H119ZM123 70V71H122ZM142 70V71H141ZM223 70V71H222ZM245 70V74H243L242 73V71H244ZM246 70L249 72H246ZM66 71V72H65ZM77 72V74H76V72ZM90 71H94V73H91ZM125 71V72H124ZM213 71H214V73H213ZM217 71H218V73L221 75V77L223 76V74L225 73V74H227V75H224V80L222 79V82L220 81V79H218V78H220V75H218V73H217ZM51 72H54L53 73V75H51ZM61 72V73H60ZM74 72H75V74H74ZM127 72H128V74H127ZM205 72H207L206 74H208L209 72L212 74L213 73V76L212 75H210V73H209V76H211V77H207L206 75H204L205 74ZM215 72H216V74H215ZM224 72V73H223ZM238 72V73H237ZM240 72V73H239ZM59 73H60V75H59ZM70 73H72V74H70ZM119 75H118V74ZM237 73V74H236ZM246 73L247 74H250V73H252V74H250L249 75V78L248 79H250V78H252V79H250L251 81H253L252 83H251V81L250 80H248L246 77H248L247 75H246ZM66 74H68V76H69V74H70V76L69 77H72L70 80H69V77L66 75ZM114 74V75H113ZM117 76H116V75ZM138 74V73H137ZM240 74L243 76V78H242V76H240ZM56 75V76H55ZM67 77L66 78V80H67V82L65 81V76ZM75 75V76H74ZM93 75H92V77H93ZM237 75H239V76H237ZM252 75H254L253 77H252ZM28 76V75H27ZM54 78H53V77ZM61 76H63V77H61ZM89 76V75H88ZM100 76V77H99ZM124 76V75H123ZM160 76H159V78H160ZM218 78H217V77ZM244 76H246V77H244ZM251 76V77H250ZM257 76V75H256ZM215 77H216V79H218L220 82H218V80H215ZM240 78V80L238 79V78ZM57 78V79H56ZM139 78H140V76L139 77H136L135 79V84H139V85H137V88L138 89H141L142 87H143V83H144V81L142 80L141 81V79L139 80ZM204 78V79H203ZM206 78H209V80H207ZM214 78V81L212 80ZM244 78H245V80L247 79V81H249L248 83L247 82H245V80H244ZM63 79H64V82H63ZM99 79H100V81H99ZM115 79V80H114ZM142 79H143V77H142ZM211 79V80H210ZM41 80V81H40ZM61 82V80H62V82H61V84L59 83V81ZM110 80V81H109ZM171 80V81H170ZM172 80H174V81H172ZM72 81H71V83H72ZM75 81V82H74ZM103 81V82H102ZM104 81H106V83L104 82ZM113 81V82H112ZM116 81V82H115ZM47 82V83H46ZM54 82V83H53ZM99 82V83H98ZM141 82H142V84H141ZM173 82L175 83L174 85H173ZM43 83V84H42ZM105 83V84H104ZM244 83V84H243ZM250 83V84H249ZM45 84V85H44ZM54 84V85H53ZM45 86V87H43L44 89H41L42 87H40V86ZM53 86V87H50V86ZM56 85V87H55V90L57 89V85H58V89L56 90V92H55V90H54V86ZM66 87H65V86ZM97 85V86H96ZM46 86H47V89H46ZM133 86H134V88L136 87L135 85H132V86H129V88L130 87H132L133 88ZM177 86V87H176ZM28 87V85H25V86H23V88H27ZM50 87V88H49ZM96 87V88H95ZM53 88V89H52ZM68 88V89H67ZM71 88V87H70ZM173 88V89H174ZM181 88V89H180ZM203 90H202V89ZM38 89H40V90H38ZM52 89V91H53V94H52V92H50V90ZM92 89V88H91ZM93 89V90H94ZM172 89V90H173ZM175 89L173 90V93L175 92ZM49 91V93L52 95V98H51V100H50V94L48 93V91ZM69 90V91H68ZM78 90H80V89H78ZM84 90L85 89H83V91H82V89H81V92H84ZM183 90V91H182ZM186 90V91H185ZM200 90V91H199ZM204 90H205V92H207L208 93V97L206 96L205 98H213V99H211V101H209V102H213V101H215L216 103H221V102H223L224 101V104H226V105H228L229 104V109L231 110V107H232V109L233 110H231V111H233V112H231V113H233L232 115H228L227 114V116L226 115H220V114H218V113H214L213 115H215L216 117H214V120L212 119L213 118V116H212V114H211V112H209V114H207V109L209 108H207L206 107V103L205 102H203V100L201 99L202 97L204 98V94H203V92H204ZM29 91H31V90H29ZM31 91V92H32ZM36 93H35V92ZM45 91H46V93H45ZM86 91V90H85ZM179 91H180V93L182 92L183 94H184V92H185V94L184 95H182V93H181V95L179 96L178 95V93H179ZM30 92V93H31ZM60 92V93H59ZM201 92H202V94H201ZM204 92V93H205ZM29 93V92H28ZM35 93V95H33ZM57 93H58V95H57ZM66 93H68V94H66ZM256 93V94H255ZM40 97V98H38V96ZM48 94H49V96H48ZM61 94V95H60ZM31 95V96H30ZM56 95V100H53V96H55ZM64 95H62V97L63 98H66V96L64 97ZM95 95H94V97H95ZM173 95V94H172ZM186 95V96H185ZM261 97H260V96ZM30 96V97H29ZM71 96V97H72ZM174 96V95H173ZM174 96V97H175ZM257 96V97H256ZM68 97V96H67ZM175 97V98H176ZM32 98V99H31ZM42 98H44V100L42 99ZM96 98V97H95ZM220 98H222V99H220ZM248 98V99H247ZM250 98V99H249ZM55 99V98H54ZM59 99V100H58ZM102 99V100H101ZM104 99V100H103ZM235 99V100H234ZM49 100V101H48ZM189 100V101H188ZM225 100H227L226 102H225ZM68 101V100H67ZM66 101V102H67ZM105 101V102H104ZM205 101V100H204ZM239 102L238 104L236 103V102ZM46 102H48V103H46ZM195 102V103H194ZM234 102V103H233ZM36 103V104H35ZM39 103V104H38ZM194 103V104H193ZM206 105H205V104ZM259 103V102H258ZM261 103V102H260ZM40 104H43L42 106H40V107H45L44 109L43 108H41L43 111H42V113L44 112V114H40L41 113V109H40V107H39V105ZM101 104V105H102ZM126 103H124L123 105L126 107V105H125ZM232 104V105H231ZM235 106H234V105ZM236 104H237V106H236ZM252 104H253V106H252ZM33 105V106H34ZM263 106H264V103L262 104ZM38 106V107H37ZM123 106V107H124ZM199 106V107H198ZM240 106V107H239ZM124 107V108H125ZM195 107V108H194ZM237 107H238V109H237ZM37 108V109H36ZM247 108V109H246ZM36 109V110H35ZM127 109H128V111L126 110V115H128V112H130L129 110H131L130 109V107L128 106L127 107ZM199 109V110H198ZM37 110H39L38 112H37ZM197 110V111H196ZM209 111H211L210 110V108L208 109ZM230 110H229V112H230ZM242 110V111H241ZM251 110V111H250ZM206 111V112H205ZM244 111H245V114H244ZM58 112V111H57ZM57 112H55V115L57 116ZM204 112V119H203V114H200V113H203ZM252 112V113H251ZM258 112V113H257ZM39 115H38V114ZM206 113V114H205ZM230 113V114H231ZM257 113V114H256ZM24 114V113H23ZM33 114V115H32ZM243 114H244V116H243ZM257 116H256V115ZM259 114V115H258ZM31 117H30V116ZM36 116V118H35V116ZM41 115L45 118H41ZM53 115V120H55L56 119V121L55 122H57V120H59V116H62L63 114L61 113L60 114V112H58V115L59 116H57V117H55V115H54V113L52 114ZM129 115H132L131 114V112L129 113ZM200 115L202 116V117H200ZM23 116V115H22ZM38 116H40V117H38ZM230 116H231V118H230ZM254 116V117H253ZM263 116V117H262ZM24 117V116H23ZM52 117V116H51ZM221 117H222V119H221ZM227 117V118H226ZM234 117V118H233ZM243 117H244V119H243ZM256 117V118H255ZM31 118H32V120H31ZM35 118V119H34ZM208 118H206L205 119V121H206V123H208L207 121H209V120H207ZM255 118V119H254ZM261 119V122H260V119ZM262 118H263V120H262ZM51 119V120H52ZM60 119H61V117H60ZM225 120V122H224V120ZM228 119H230V120H228ZM250 119L252 120L251 122H250ZM256 121V123H257V121L259 122V123H255V121ZM257 119H259V120H257ZM162 120V119H161ZM161 120L160 119H157V121H159L158 123H159V125H161V126H163V127H167L169 130H170V132H175V136H174V134H172V133H170L169 132V130H168V135L166 136V138L168 137H171V136H173V137H175V140H178V141H181L182 139H183V141H185V139H186V137H187V139H189L188 141H190V142H192L194 145H202V147L204 146L205 147V149L206 150H209V154L211 153H215V154H218L216 151L214 152V148H213V146H212V144L210 143V140L207 138V136H204L205 134L204 133H202V130H195L194 131V134H192L191 135V133H193V131H190V129H186V127L184 126V129L182 128L183 126L181 125L180 127H175V125H174V123H172V122H167V124L165 123L166 121H164V123L166 124H161L162 122H161ZM215 120L216 121H218V122H215ZM232 120V121H231ZM153 121V120H152ZM156 121V120H155ZM223 122V123H222ZM154 123H157V122H154ZM169 123H172V125L173 126H171V124H169ZM239 123V124H238ZM243 123L245 124V125H243ZM246 123H248V122H246ZM56 124V123H55ZM145 124H147V123H145ZM151 124H153V122L152 123H148L147 125V127H145L144 128V130H141L140 129V131H139V133H141V134H145V135H147V134H149V133H151V131H148V127H149V129L150 130H152V128L154 129V128H156V126L158 125V124H156V126L155 127H151V126H149V125H151ZM168 124H169V127H168ZM155 125V124H154ZM154 125H152V126H154ZM239 125H241V126H239ZM260 127V126H262V127H260V128H262V129H260L259 130V128H258V126ZM177 126V125H176ZM158 127V126H157ZM228 127V128H227ZM244 127H246L245 129H244ZM99 128H101L100 126H99ZM147 128V129H146ZM173 128V129H172ZM177 128H178V130H177ZM255 128V129H256ZM96 129L98 130V126L96 127ZM143 129V128H142ZM187 131H186V130ZM232 131H231V130ZM244 129V130H243ZM155 130V129H154ZM171 130H174V131H171ZM240 130H241V132H240ZM68 131V130H67ZM67 131L66 132H64V135H65V137H64V135H63V140L64 141H66V139L65 138H67ZM70 131V130H69ZM145 131V132H144ZM177 131V132H176ZM182 131V132H181ZM185 131V132H184ZM237 131V132H236ZM143 132V133H142ZM181 132V133H180ZM186 132H189V134L188 133H186ZM73 133V131H71V133H68V136L70 137V135ZM179 133V134H178ZM70 134V135H69ZM200 134H202V136H204V138L202 137V136H200ZM72 135H74V137L73 136H71L70 138H71V140L73 141V139L75 140L76 139V141H70V138L68 137L67 138V140H69L68 142H66L67 143V145L65 144H62V142H63V140H62V142H61V145H64L65 147H61L62 148V150L64 149L65 151H63V152H67L66 154H69L70 156H73V155H75V151H73V150H75L76 148V151L79 149L78 147H79V145H82V144H79V140L81 141V140H83V142L81 141V143H84V141H86L87 139H89V137H90V135H89V137H87L86 136V134H84L83 133V138L81 137L82 136V134H72ZM80 137H79V136ZM85 135V136H84ZM171 135V136H170ZM190 137H189V136ZM77 136V137H76ZM85 137L87 138L86 140H85ZM173 137H171V138H173ZM205 137H206V140H205ZM61 138V139H62ZM81 138V139H80ZM181 138V140H179ZM77 139H78V141H77ZM174 139V138H173ZM186 139V140H187ZM182 141V142H183ZM188 141H186L187 143H188ZM197 142V143H196ZM64 143V142H63ZM73 143H78L77 145L76 144H74L75 146H73L72 145V148L70 147L71 146V144H73ZM186 143V144H187ZM228 143V144H227ZM226 143V146L227 147H229L230 146V144H229V142H227ZM69 144H70V146H69ZM179 144H182V145H185V143L183 144V143H181V142H179ZM210 146V148L208 147V146ZM229 145V146H228ZM241 145H244V144H241ZM248 145H249V147H248ZM68 146V147H67ZM225 145H224V147H226ZM60 147V146H59ZM58 147V148H59ZM67 147V148H66ZM81 147V146H80ZM207 147V148H206ZM213 150H212V149ZM67 149L69 150V149H71V150H69V151H71V153L73 152V155H71V153L69 152L68 153V151H67ZM248 149V150H247ZM245 152V153H244ZM212 154V155H213ZM246 156L247 154V157L245 158L244 157V155ZM219 155V154H218ZM233 156H234V154H233ZM235 157V156H234ZM19 158L20 159H24V158H21V157H18V159H17V161L16 162H18L19 161ZM242 158V159H241ZM245 158V159H244ZM22 160H20V162L22 161ZM243 160H244V162H243ZM250 160V161H249ZM110 161V160H109ZM246 161H247V163H246ZM113 162H115V160H113V159H111V161H110V163L109 164H112V165H115L116 164V162H118V160L116 159V162L113 164ZM231 162V163H232ZM249 163V167L251 168V170L249 169V167L247 166V164ZM237 164V166H235ZM30 164H28V165H26V166H29ZM117 165H118V163H117ZM120 165V164H119ZM23 167V173L19 176V177H23V178H19L18 177V179L20 180V181H23V180H25L26 179V181H23V182H25V183H27V187H28V184H30L31 183V185L33 184V188H34V186L37 184L36 182L38 181L39 182V178H38V172H37V170L35 171V169H31V167ZM30 166H32V165H30ZM240 166V167H239ZM241 166H244L243 168H241ZM27 168V169H26ZM148 168H149V170H148ZM147 168V170H146V172L148 173V171H150V167H148ZM235 168V169H236ZM240 169H244V170H240ZM246 169H249L250 170V172L252 173L253 172V175L252 174H250L249 173V170H248V173L250 174H247L246 175V173L247 172H245L246 171ZM29 170H30V172H29ZM259 171V172H258ZM26 172V173H25ZM244 174H243V173ZM28 173H30V175L28 176ZM36 175H35V174ZM259 173V174H258ZM23 174H25V175H23ZM34 174V175H33ZM256 174V175H255ZM23 175V176H22ZM27 175V176H26ZM249 175V176H248ZM36 176V177H35ZM252 176V177H251ZM259 176V177H258ZM24 177H27V178H29V179H27V178H24ZM35 177V178H34ZM260 177H261V179H260ZM31 178V179H30ZM64 178V177H63ZM63 178L62 179H60L59 178V180H55V185H59L60 187H62V188H59V190L61 189V192L63 191L64 192V190L65 191H67V190H69L67 187V189L65 188V186L63 187V185H64V183L65 182H67L66 181V179L65 180H63ZM245 178V179H246ZM253 178H255L254 180H253ZM37 181H36V180ZM61 180V181H60ZM63 180V181H62ZM33 181V182H32ZM34 182H35V184H34ZM62 182H64V183H62ZM24 183V184H25ZM60 183V184H59ZM24 184H23V186H24ZM31 185H29V186H31ZM35 187H38L37 185L35 186ZM62 189H64V190H62ZM58 190V191H59ZM61 192H59L60 193V195L63 193H61ZM68 192V191H67ZM69 192H71V191H69ZM0 193H2V192H0ZM4 194V193H3ZM6 194V193H5ZM63 194H65V195H68V193H63ZM62 194V195H63ZM70 194V193H69ZM72 195V194H71ZM74 195V194H73ZM6 197H7V195H6ZM6 197H5V195H3V197L0 195V199L2 200H0V208L3 210V209H7L9 206H11L12 204H10L9 202H11V200H9L8 199V197H7V201H6ZM61 197V200H63L62 199V196H60ZM63 197H65V203L62 201L61 203H62V207H64V205H65V207L66 206H68L67 205V203H71L69 206H73L74 205V207L77 209V211H79V213H76V217H73L72 218V216L71 217H69V218H67V220L70 222L71 221V223H68V221L66 222V223H68V224H66L65 222H64V224H63V221H61V223L60 222H58V225L59 224H61L60 226H59V230L58 231H61V233L63 232V231H65V237H64V232L62 233V235H63V240H62V243L60 242V241H58L59 243H60V245L57 243V247L56 248H53V250H55V249H57L56 251L57 252H55V251H53V252H51V256H50V260H56V259H58V260H63L64 259V261H63V264H70V261H71V259L72 260H96V258H97V255H95L96 256V258H95V256L93 255V257H92V255H90V257H89V254H91V253H89L90 251L88 250V248H85V247H81L83 244L82 243H85L86 244V242H83L82 240L80 241V242H82V243H80L79 244V237H82L84 234H82V232L83 233H85V232H94V233H97L96 231H98L99 233H97V235L98 234H100V233H104L106 236H104V239L106 238V240L107 241H110V240H112V239H110V240H108V238L113 234V237L112 238H114L115 239V241L116 242H118V240L120 239V237H119V235L121 236L122 234L123 235H126V233L124 232V229H123V224L121 223L122 222V220L120 219V218H122V219H126V220H128V221H126V222H124L125 224H124V226L126 227H128V226H130V225H132L133 223H134V225H135V223H139V224H137L136 225V227H134V225H133V228L135 229V230H137V231H135L134 229H131V231H132V236H131V238H130V240L129 241H125V243L126 242H128V243H131L132 244V247L131 246H129L130 244H125L126 245V249H125V245L124 244H122V245H124V247L122 246V248H120V250H119V247L118 248H115V251H114V249H111V247L113 246L114 247V245H115V243H114V245H112L111 243V247L110 246H108V247H106V249L104 248V250L101 252V254L99 253L98 255H99V257L97 258V262H101L102 263V261L101 260H105L104 261V264L105 263H108V264H113V263H116V262H119V261H123V262H120V264H161V261L160 260H164L163 258H164V254H161V252H160V249H159V246H158V248L157 247H155L154 248V246H156V243L158 242V240H157V234H156V236H155V234L153 233V234H151V232L149 231V230H147V228H148V226L149 225H151V223H155V222H157V223H159L160 224V226H163V227H165V230L163 231V234H164V236L167 238V241H172L173 243H177V244H182V246H183V244H184V246H185V240H183V237H184V235H186L184 232H186V233H189V234H187L186 236H187V239L189 238V236H192L193 234H195V232L197 233V227L195 228L194 227V225L193 224H191L190 226L188 225L189 223H191V221H190V219H189V216H188V214L186 213V211H184L183 213L181 212V210H179L178 212L179 213H177V215L178 216H176V218H174L173 219V221H170L169 219L167 220V221H165L166 219L165 218H163V219H161V217H159V216H155V218L156 219H154V217H150V220H148L149 221V223H148V221H147V223H146V221H141V223L140 222H135V221H130V219H128L127 217H125L124 215H122V214H120V213H118V215L116 214V217L114 218L113 216H114V214H112L113 216H111L110 214H108V212L106 213L105 211L103 212H101V213H99V214H96L94 217H96V218H94L92 215L93 214H95L96 212H95V210L91 207V206H87V203L85 204H81V202L79 201V204L80 205H82L81 207H80V205H78V203L76 204L75 202H77V201H75V198H73V197H70L69 195L68 196H64L63 195ZM70 199H69V198ZM71 198H73V199H71ZM5 199V200H4ZM67 199H68V201H67ZM69 200H71V201H69ZM5 201V202H4ZM72 201H75V202H72ZM5 204V205H3V203ZM12 203V202H11ZM73 203V204H72ZM160 203V202H159ZM75 204H76V206H75ZM157 205H160V204H158V202L156 203ZM6 205H8L7 206V208H6ZM23 205H25V208L27 209V208H30L31 207V205H30V203H28V202H24L23 203ZM28 205V206H27ZM83 205H84V207H83ZM4 206V207H3ZM79 206V207H78ZM3 207V208H2ZM83 207V208H82ZM88 207V208H87ZM86 208H87V210H86ZM90 208H92L93 209V211H92V209H91V211H90ZM0 209V211H2ZM81 209V210H80ZM85 209V210H84ZM88 209H89V211H88ZM84 211V212H83ZM86 211V212H85ZM182 211H183V209H182ZM82 212H83V214H82ZM180 212H181V214H180ZM188 212V211H187ZM81 213V214H80ZM104 213V214H103ZM108 214V215H107ZM82 215V216H81ZM86 215V216H85ZM90 215V216H89ZM98 215V216H97ZM102 215V216H101ZM104 215H106V216H109V218L107 217H105V219H104ZM119 215L120 216H124V217H120L119 218ZM185 216V218H183L184 216ZM111 216V217H110ZM187 216V217H186ZM84 217H85V219H84ZM100 217V218H99ZM102 217V218H101ZM80 218V219H79ZM82 218V219H81ZM94 218V219H93ZM112 219L113 218V220H114V223L110 220L109 221V219ZM160 218V219H159ZM79 219V220H78ZM107 219V220H106ZM115 219H117V220H115ZM152 219H154L153 221H152ZM165 219V220H164ZM184 219L186 220L187 219V221H184ZM87 222H86V221ZM89 220V221H88ZM100 220V222H98ZM105 222H104V221ZM160 220H164V221H161V223H160ZM174 220H180V221H178V223L176 222V221H174ZM182 220V221H181ZM190 222H189V221ZM38 226H36L35 224L37 223V222H34L33 224L36 226H34L33 225V227H31V229L29 228L27 231H30L31 230V232H28L29 234H32L33 232V230L34 229H36V230H34V231H36V232H34L33 234H35V235H33L34 236V238L36 237L37 238V235H41V233H42V235H43V230H42V225L41 224H43V222L45 223V221H42V218H39L38 219ZM42 221V223L40 224V222ZM76 221V222H75ZM82 223H81V222ZM85 221V222H84ZM97 221V222H96ZM117 221H121V222H118L119 224H121V227H120V229H121V231L122 232H124V233H122L121 231H120V229H119V225H118V223H116ZM123 221H125V220H123ZM131 223H130V222ZM78 222V223H77ZM96 224V225H98L99 223V227L98 226H93V224L94 223ZM128 222V223H127ZM144 222V223H143ZM165 223L166 224V226H165V224H163V223ZM167 222V223H166ZM169 222H171L170 223V225L168 224ZM172 222L174 223V224H172ZM181 222V223H180ZM88 223V224H87ZM90 223V224H89ZM108 223V224H107ZM157 223H155V224H157ZM180 223V225H178ZM66 224V225H65ZM69 224H71V226L73 225V227H72V229H71V226L69 225ZM75 224V225H74ZM81 224V225H80ZM87 224V225H86ZM94 224V225H95ZM106 224V225H105ZM118 227H116L115 225ZM128 224H130V225H128ZM142 224H144V226L142 225ZM147 224V225H146ZM176 224V225H175ZM185 224V225H184ZM187 224V225H186ZM39 225H40V228H39ZM44 225V224H43ZM68 225V226H67ZM87 226V229H86V226ZM89 225V226H88ZM91 225V226H90ZM104 225H105V227H104ZM108 225V226H107ZM112 225V226H111ZM140 225V226H139ZM172 225V226H171ZM174 225V226H173ZM45 226V225H44ZM84 226V227H83ZM193 226V227H192ZM38 227V228H37ZM56 227H58V226H56ZM64 227V229H62ZM90 227V228H89ZM93 227V228H92ZM97 227H98V229H97ZM102 227H103V229H102ZM126 227V228H127ZM186 227L188 228V229H186ZM44 228V227H43ZM99 228H101L100 230H99ZM125 228V230L126 231H128V230H130V229H126ZM130 228H132V226L130 227ZM141 228V229H140ZM167 228V229H166ZM173 228V229H172ZM193 228H195V229H193ZM39 229L40 230H42V231H39ZM62 229V230H61ZM67 229V230H66ZM110 229H112V230H110ZM183 229V230H182ZM72 231V233H71V231ZM74 230V231H73ZM78 230V231H77ZM83 230V231H82ZM86 230V231H85ZM96 230V231H95ZM108 230V231H107ZM146 230V231H145ZM187 230V231H186ZM82 231V232H81ZM115 231H117V233H118V231H119V235L117 236V237H115L116 235V232ZM143 231V232H142ZM148 231V232H147ZM182 231V232H181ZM189 231V232H188ZM195 231V232H194ZM38 232H39V234H38ZM41 232V233H40ZM145 232V233H144ZM60 233V234H61ZM67 233V234H66ZM71 233V234H70ZM80 234V236L78 235V234ZM94 233H92V234H94ZM103 233H102V235L101 236H99V237H102L103 236ZM108 233H111V234H109L108 235ZM121 233V234H120ZM135 233V234H134ZM136 233H138L139 234V237H138V235L136 234ZM181 235H180V234ZM190 233H192V234H190ZM29 234H26V236H28ZM81 234H82V236H81ZM134 234V235H133ZM140 234H142V235H140ZM151 234V235H150ZM41 235V236H42ZM44 235H45V238H41V236H40V241H39V244L37 243L36 244V247L38 246H40V244L41 243H43V244H41V248H43L42 246L44 245V250L45 249H47L46 247L48 246L49 247V245H50V243H49V245H47L48 243L47 242H49V239L47 240V238H48V236L49 235H47V233L45 234V232H44ZM43 235V236H44ZM47 235V236H46ZM137 235V236H136ZM143 235H146V236H143ZM149 235V236H148ZM264 235V234H263ZM32 237V235H29L27 238H28V240H29V242H30V244H31V242L33 241V242H38V240L37 239H39V238H37L36 239V241H34L35 239L32 237V238H29V237ZM38 236V237H39ZM75 236V237H74ZM79 236V237H78ZM94 236V235H93ZM96 236V235H95ZM163 236V239H165L166 240V238ZM69 237H70V239H69ZM133 237H135V238H137L138 237V239H133ZM144 238V240H142L143 238ZM146 237H148V238H146ZM78 239V241H77V239ZM103 238V237H102ZM119 238V239H118ZM124 238V237H123ZM122 238V239H123ZM151 238V239H150ZM186 237H184V239H185ZM148 239H150L149 241H148ZM156 239V240H155ZM206 237H205V243H206V245H205V247L203 248V249H205L206 248V246H207V248H208V246L209 245H207V243H209L210 242V244H211V248L212 249H214V251L212 252V249L210 250V251H208L209 252V254L211 253V256L210 257H208V255L207 254H205V252L207 251V249L204 251L203 250V254H201V252L202 251H200V255L202 256V255H206V256H202V257H204L205 258V260L206 259H209V261H208V264H213V262H214V264H216V260H215V257L219 254V252L220 251H218L217 249H219V247H218V245H219V243H220V239H215V238H212L211 237V239H210V237H209V239H210V241H208V242H206ZM213 239H215V240H213ZM32 240V241H31ZM125 240V239H124ZM132 240H134V241H132ZM175 240V241H174ZM182 240L184 241V243H182ZM0 241L2 242V244H4V246H6V247H9V243L5 240V239H3V238H0ZM43 241V242H42ZM45 241V242H44ZM69 241V242H68ZM114 240H112V242H113ZM133 243H132V242ZM141 241L143 242V243H141ZM148 241V242H147ZM155 241H157V242H154ZM177 241V242H176ZM181 241V242H180ZM212 241H216V242H213V243H211ZM32 242V246L34 245V243ZM65 244H64V243ZM137 242V243H136ZM163 242V240H160L157 244H160V243H162ZM68 243V244H67ZM71 245H70V244ZM73 243V244H72ZM136 243V244H135ZM151 243H152V245H151ZM215 243V244H214ZM66 244H67V246H66ZM77 244V245H76ZM117 244V243H116ZM133 244H135V245H137V246H133ZM47 245V246H46ZM74 245V246H73ZM79 245V247H77ZM81 245V246H80ZM212 245H214L215 247H213ZM35 246V245H34ZM70 246H72V248H74V249H71V247ZM131 247L130 249H129V247ZM183 246V249H185V247ZM37 247V248H38ZM75 247H77V248H75ZM112 247V248H113ZM181 247V246H180ZM218 247V248H217ZM40 248V247H39ZM85 248V251H83V249ZM65 249V250H64ZM72 251H71V250ZM83 251H81V250ZM86 249H87V252H86ZM113 250L114 252H110L111 250ZM62 250V251H61ZM67 250V251H66ZM77 250H78V254L77 253H75V252H77ZM90 250H92V249H90ZM106 250H108V251H106ZM119 250V251H118ZM130 250H131V252H130ZM158 250V251H157ZM217 250V251H216ZM220 250V249H219ZM64 251H66V254L67 255H65V252ZM89 251V252H88ZM121 251H123V252H121ZM125 251V252H124ZM59 252V253H58ZM69 252V253H68ZM72 252V253H71ZM80 252V253H79ZM83 254H82V253ZM86 252V253H85ZM110 252V253H109ZM119 252V253H118ZM215 252V253H214ZM217 252V253H216ZM64 253V254H63ZM74 253V254H73ZM104 253H105V255H104ZM113 253V254H112ZM115 253V254H114ZM125 253H127L126 255H127V257L129 258V260L130 261H128V258L126 257V255H125ZM130 253V254H129ZM61 254V255H60ZM70 254H72L71 255V257H70ZM87 254V255H86ZM106 254H108L107 256L109 257H107L106 256ZM117 254V256H118V258H117V256H115L114 257V255H116ZM128 254H129V256H128ZM161 254V255H160ZM77 255V256H76ZM83 255V256H82ZM85 255V256H84ZM216 255V256H215ZM19 257H21V259H23L24 257L22 256V255H18ZM53 256H55V257H53ZM58 256V257H57ZM78 256H79V259H78ZM105 256V257H104ZM112 256V257H111ZM160 256V257H159ZM63 257H66V258H62ZM74 257H76V258H74ZM82 257V258H81ZM85 257H86V259H85ZM87 257H88V259H87ZM81 258V259H80ZM101 258V259H100ZM103 258V259H102ZM105 258V259H104ZM113 258V259H112ZM158 258V259H157ZM211 258V259H210ZM115 259V260H114ZM119 259V260H118ZM214 259V260H213ZM233 259V260H232ZM24 260V259H23ZM70 260V261H69ZM99 260V261H98ZM109 260V261H108ZM133 260V261H132ZM142 260H143V262H142ZM156 260V261H155ZM211 260V261H210ZM232 260V261H231ZM231 260H229V262H228V260H227V263H231V262H233V263H239L238 262V260L239 259H236V258H234V257H232L231 258ZM27 264H31L32 262H30V261H26V260H24ZM66 261H69V263L68 262H66ZM107 261V262H106ZM116 261V262H115ZM126 261V262H125ZM135 261H136V263H135ZM141 261V262H140ZM240 261V260H239ZM66 262V263H65ZM147 262V263H146ZM71 263H72V261H71ZM33 264V263H32Z\"/></svg>",
  "mask_w": 264,
  "mask_h": 264
},
{
  "label": "built area",
  "instance_id": "2783aa9c",
  "mask_svg": "<svg viewBox=\"0 0 264 264\" xmlns=\"http://www.w3.org/2000/svg\"><path fill=\"white\" fill-rule=\"evenodd\" d=\"M24 6H25V3L18 4V5L16 6V9H14V10L12 9V10H11V13H14L18 8H20V7L22 8V7H24ZM30 31L33 32L34 34L37 32L35 26H31V27H30Z\"/></svg>",
  "mask_w": 264,
  "mask_h": 264
}]
</instances>
